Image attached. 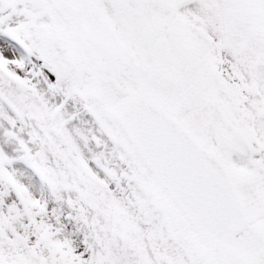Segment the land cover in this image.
<instances>
[{"label": "snow or ice", "instance_id": "6c2138e0", "mask_svg": "<svg viewBox=\"0 0 264 264\" xmlns=\"http://www.w3.org/2000/svg\"><path fill=\"white\" fill-rule=\"evenodd\" d=\"M0 264H264V0H0Z\"/></svg>", "mask_w": 264, "mask_h": 264}]
</instances>
